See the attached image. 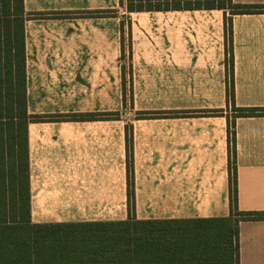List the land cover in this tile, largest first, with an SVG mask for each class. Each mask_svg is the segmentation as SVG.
<instances>
[{
  "label": "crops",
  "instance_id": "1",
  "mask_svg": "<svg viewBox=\"0 0 264 264\" xmlns=\"http://www.w3.org/2000/svg\"><path fill=\"white\" fill-rule=\"evenodd\" d=\"M234 2L264 6V0ZM24 3L28 113L121 116L29 123L32 222L128 220L127 124L133 132L136 220L228 217V121L209 115L228 107L224 11L128 14L119 0ZM110 9L118 16L34 17ZM123 19L132 22V107L123 104ZM232 37L236 108L255 113L235 119L237 205L262 215L264 13L233 15ZM149 112L172 115L135 119ZM239 243L240 264H264V220L241 221Z\"/></svg>",
  "mask_w": 264,
  "mask_h": 264
},
{
  "label": "trees",
  "instance_id": "2",
  "mask_svg": "<svg viewBox=\"0 0 264 264\" xmlns=\"http://www.w3.org/2000/svg\"><path fill=\"white\" fill-rule=\"evenodd\" d=\"M126 13L221 10L225 14L227 110L210 112L228 121L230 215L216 219L138 221L132 204L133 132L126 126L129 218L122 222L34 224L31 218L29 123L120 119V113L33 116L27 107L24 0H0V264H240V223L264 214L241 212L237 205V117L253 110L237 109L233 85L232 16L261 14L264 6L234 0H119ZM119 11L36 13L34 17H110ZM124 107L133 106L132 22L121 21ZM128 49V53H126ZM127 58L130 61L127 64ZM231 109L235 114L230 117ZM227 112V114H225ZM191 114V113H189ZM186 114V115H189ZM200 114H208L202 112ZM136 113L135 119L171 116ZM179 115V114H173ZM185 115V114H184ZM195 115V113H192Z\"/></svg>",
  "mask_w": 264,
  "mask_h": 264
}]
</instances>
